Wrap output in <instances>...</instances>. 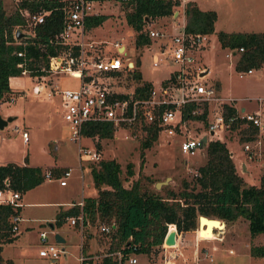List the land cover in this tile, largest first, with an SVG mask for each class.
I'll return each mask as SVG.
<instances>
[{"label":"rangeland","instance_id":"rangeland-1","mask_svg":"<svg viewBox=\"0 0 264 264\" xmlns=\"http://www.w3.org/2000/svg\"><path fill=\"white\" fill-rule=\"evenodd\" d=\"M201 1L206 3L204 6L209 10L223 2L222 0H197V2ZM230 1L234 2L235 0ZM2 2L7 11H12L15 8L16 0H2ZM255 2L256 0H249L241 4L243 9L261 8ZM182 7V0H179L172 15L148 19L149 27L167 28L171 22H179L178 17L181 18ZM109 9H105L101 13L106 16V19L100 25L86 31L85 40L99 43L96 47L104 51L111 47L110 43L122 42L125 45L127 59L138 60L141 78L150 82L152 89L166 84L168 76L176 69L172 61L166 59V57L169 58L167 54L168 46H170L169 39L150 38L149 45L134 48L132 41L135 33L126 24L120 13ZM174 13L175 15H173ZM245 17L238 18L239 22L237 20L236 25ZM246 19L248 20V18ZM144 25L146 24L144 23ZM25 30L30 31L31 29L26 28ZM233 30L237 31L238 29L234 28ZM225 54H228V57ZM237 57L238 54L230 49L220 48L215 34H210L201 50L195 54V63L191 68H188L189 76L192 77L198 69H208L205 75H201L203 77L199 81H203L206 85L212 84L218 97L225 101L230 100L231 105H236L238 110L243 106L245 112L256 109L264 112V64L257 69L252 68L254 70L252 73H240L242 71L234 69ZM153 58L157 60V65L152 64ZM51 80L61 89H76L78 86V80L67 75H57ZM214 82H218L220 88L215 86L218 84ZM9 84L15 93L11 95L12 101L8 99L2 101L0 116L5 118L8 112L11 114L8 116L15 115V118L0 128V161L26 162L28 165L40 167L43 171L56 168L59 172L60 170L63 172L70 168V173L66 177V186H60L58 183L62 172L58 176H54V173L50 172V179H44L39 185L20 194L19 201L22 208L20 209L21 219L18 220L19 223L17 221L18 239L1 246V259L5 264H45V261L37 254L40 247L38 233L44 230L48 233L47 242L54 243L58 248L64 250L65 258L62 260L64 264H79L77 257L80 246L84 249L83 252L98 254L100 249L109 247L110 236L99 233L100 223L98 222H89V225L82 230V237L79 235L77 226H68L66 218L58 227L52 223H54L56 213L72 200L78 202L82 197L95 196L96 190L88 166L91 162H78L76 152L78 143L70 140L68 125L62 119L59 98L57 96L51 99L45 98L48 85L42 83V89L38 92V82L35 77L30 76L29 71L15 75L9 80ZM118 86V90L128 91L134 87V83L121 81ZM257 99L263 100L260 105H258ZM215 106L214 103L207 104L206 117L208 121L212 117ZM201 123L196 120L186 121L185 135H197L206 130L207 127H203ZM142 126L127 127L118 131L110 139H98L97 137L85 139L82 137L79 144L88 149L95 148L102 159H113L118 162L121 167V177H124L122 184L125 188H128L132 181L138 180L142 186L163 197L166 189L164 186L176 192L181 188L183 179L192 181L197 168L206 160V143L203 147L195 149L192 154H183L178 150L179 140L177 138L157 134L156 140L148 147L142 148L140 143L146 137ZM23 129L28 131L26 140L21 136ZM228 129L229 127L218 134L219 140L225 142L239 171H241L242 163L246 166L247 172L241 171L240 173L244 184L257 185L260 169L254 160L257 158L264 160V135L252 134L249 136L251 139L244 140L247 136L246 133L239 132V130L233 132ZM245 143L250 146L248 151L243 148ZM96 144H99V147ZM128 163L132 165L133 171L130 177H126L124 174L125 165ZM167 177L169 179L166 184L159 187L154 186L156 182H161ZM199 216L203 215L196 216L197 229L195 228L194 231L196 240H201V242L192 246V243H196L193 240V233L183 234L181 238L179 237L178 241L184 244L182 248H179L181 251V256L178 259L179 264H264V257H251L244 252L252 245L264 244V234L256 235V237L249 236L246 220L239 217L233 222L223 221L224 230L218 236L223 239L220 242L211 239L212 234L207 235L199 232ZM208 218L216 219L213 216ZM49 223L53 225L52 229L48 226ZM189 231L191 230L183 232ZM54 234H58L63 242L55 243L52 239ZM227 242L232 244L233 254L227 253V247H229ZM178 245L180 246V244ZM194 252L199 258L196 261L193 259ZM204 252L206 256H204ZM208 254L212 256L211 262H209ZM163 255V250L158 246L152 249L148 255L138 254L137 264H161Z\"/></svg>","mask_w":264,"mask_h":264},{"label":"trees","instance_id":"trees-1","mask_svg":"<svg viewBox=\"0 0 264 264\" xmlns=\"http://www.w3.org/2000/svg\"><path fill=\"white\" fill-rule=\"evenodd\" d=\"M179 0H141L136 3L130 12L125 14L126 24L135 33L134 48H142L151 43L150 38L140 32L143 18L168 17L172 15ZM63 3L58 0H16L15 8L7 11L0 0V102L11 97L12 91L8 78L22 74L26 67L30 76L41 75L42 68L47 65L48 56L56 53L59 45L49 41L58 34L62 27ZM22 8L31 12L48 10L49 14L40 24L32 27V32L26 31L25 17ZM182 14L184 30L187 33L212 34L214 32L215 12L200 10L196 3L188 0L183 4ZM106 19L105 15L89 17L85 28L90 29L100 25ZM20 29L24 35L16 37ZM220 48L230 49L238 54L234 69L247 71L257 69L264 64V32H214ZM16 37V38H15ZM132 43V44H133ZM239 48L242 50L239 51ZM22 52V54H18ZM22 62L21 66L17 63ZM131 82L134 83L133 97L146 98L152 84L141 78L138 70V60L133 61ZM196 107L194 102L187 103L182 108L183 120H196L207 127V106H202L200 114L191 115L190 111ZM224 117L235 115L233 105H222ZM229 131L239 130L246 133L244 140L256 131L250 126L243 125L235 119L229 125ZM113 127L108 122L86 123L82 128V136L110 139ZM205 131V130H204ZM157 138L155 126L147 128L146 137L141 141V147H148ZM99 147V144H96ZM206 160L197 168L192 181H181V188L174 192L164 186L165 196L142 186L138 180L131 182L128 188L122 184L121 167L113 159H100L91 162L89 173L95 196L83 197L81 211L83 220L90 223H109L116 225L114 232L109 235L111 242L108 250L119 248L122 245L136 244V254H150L162 241L167 226L174 225L176 230H194L196 216H213L224 222H233L239 217L247 221V230L250 237L264 234V165L258 177L257 185H245L237 173L230 153L224 141L219 139L208 140L205 146ZM54 176L61 174L58 169L52 168ZM44 173L38 166L26 163H0V188L17 191L19 194L39 185L44 180ZM124 174L130 177L133 174L132 165L126 164ZM73 203V202H72ZM75 203V202H74ZM21 205L0 202V249L3 244L13 242L17 230L12 229L17 222L12 218L18 215ZM80 211L77 205L63 206L55 215L54 226L61 225L66 217L76 216ZM77 226V224H75ZM130 237V241L127 239ZM81 250H84L81 247ZM127 252V250H124ZM251 257H264V244L252 245L248 249ZM109 262L104 260V264ZM0 264H5L0 255Z\"/></svg>","mask_w":264,"mask_h":264},{"label":"built area","instance_id":"built-area-1","mask_svg":"<svg viewBox=\"0 0 264 264\" xmlns=\"http://www.w3.org/2000/svg\"><path fill=\"white\" fill-rule=\"evenodd\" d=\"M63 3V20L62 27L58 34L49 41L52 44L59 45L56 53L48 56L46 67L42 68L43 73L39 76L34 75L38 82L37 91L39 92L42 83L48 85L45 93L46 99L54 96L59 98L62 109V119L68 125L70 140L77 141V157L78 162H96L101 159V155L95 148L88 149L81 146L80 139L89 137L82 136V128L86 123L108 122L113 127V135L118 131L127 127L143 125L145 136L149 126H155L157 134L165 137H174L179 140L178 150L183 154H192L197 148L198 141L202 135H206L208 140L220 139L219 133L228 128L236 118L243 122L244 126H250L255 129L257 135H264V112L256 109L252 112H239L224 117L222 114V105H231V101H225L216 95V91L211 85H206L201 75L206 74L204 68L198 69L193 76H189L188 68L195 63V54L200 51L203 44L207 41V34L187 33L184 30L183 15L179 22H171L167 28H150L147 18H143L144 23L140 32L146 34L149 38L169 39L167 54L176 69L168 76V82L159 85L158 88H151L146 98H134L133 88L128 91L118 90V83L121 81H131V72L133 69V61L127 59L125 54V45L122 42L114 41L110 43L108 50L98 49L99 43L95 41L87 42L85 28L86 19L96 17L105 9L116 11L123 16L130 12L137 2L141 0H58ZM22 15L25 17L26 26L32 32L35 24H40L48 10H37L31 12L27 8H22ZM145 26V27H144ZM242 50L239 48V51ZM163 53V52H161ZM22 54V52H18ZM228 57V54H225ZM230 56V55H229ZM22 62L17 63L21 66ZM153 65H157V60L153 58ZM29 71L26 67L22 69V74ZM252 69L242 71L240 73H250ZM67 75L78 80L76 89H61L52 82V78L57 75ZM122 77V79H120ZM158 89L157 91H155ZM12 101V97L8 98ZM262 99H257L258 105L262 103ZM189 102H194L196 107L190 111L191 115L200 114L204 104L214 103V111L212 117L208 121L205 131H201L197 135H185L186 121L181 117L182 108ZM262 107V106H261ZM17 129V126H16ZM212 134H209V132ZM112 135V136H113ZM21 136L27 139V131L22 130ZM245 151L250 146L243 144ZM70 168L63 170L59 176V185H66V177L69 176ZM50 171H45L44 179H50ZM19 193L11 191L7 188H0V202L6 204L19 205ZM69 205H77L80 211L76 216L66 217L69 225L79 229V235L82 237V230L89 225L87 220H83L81 211L82 200L70 203ZM16 222L21 218L19 215L12 217ZM170 225V224H169ZM169 225L163 235L159 247L163 250V260L161 264H179L178 259L181 251L178 246L179 233L174 226V246H167L164 243V237L169 232ZM14 225L12 229H16ZM116 225L113 221L109 223H100L98 227L99 233L109 234L114 232ZM214 229V228H213ZM196 230V229H195ZM195 232V231H194ZM47 231H40L38 239L40 247L38 249V257L45 261V264H64L62 260L65 258V252L62 248H58L54 243L47 242ZM54 239V235L52 236ZM130 241V237L127 239ZM201 241V240H199ZM55 243H57L55 241ZM136 244L122 245L119 248L108 250L103 248L98 254L80 252L77 257L79 264H104V260L108 259L107 264H137V255L134 251ZM124 250H127L125 252ZM205 251V250H204ZM194 261L198 260V255L193 253ZM204 256L206 253L204 252ZM209 261H211V256ZM63 257V258H62Z\"/></svg>","mask_w":264,"mask_h":264},{"label":"crops","instance_id":"crops-1","mask_svg":"<svg viewBox=\"0 0 264 264\" xmlns=\"http://www.w3.org/2000/svg\"><path fill=\"white\" fill-rule=\"evenodd\" d=\"M186 1H188V0H182V4H184ZM192 1H194L196 3L197 7L200 10H209L207 7L204 6L206 4L204 1H201V2H197V0H192ZM222 1H223L222 2L223 6H222V4L221 5H218L217 4L216 6L213 7V9H210V10H213L215 12V15H216L215 22H214V25H213L214 32H216V31H224V32H264V0H256L255 3H257L261 8H257V9H254V10L251 9V8L250 9L249 8H244L243 9V5L241 3L242 2H248L249 0H241V1L240 0H237L236 1L235 0L234 2H231L230 0H222ZM240 6H242V7H240ZM173 15H175V13ZM245 16H247V17H245ZM232 17H234V18H232ZM243 17H245V18L240 23H238L236 25L238 18H243ZM178 18H179V20L181 19L180 17H178ZM246 18H248V20ZM238 22H239V20H238ZM234 28H236L238 30L235 31V30H233ZM214 32L212 34H214ZM206 71L208 72V69ZM253 71L254 70H252L250 73H252ZM13 77H15V76H13ZM11 78L12 77L8 78V84H9V80ZM164 79H166V78H164ZM214 83H217L218 85H215V86H217L218 88H220L218 82H214ZM12 93L14 94L15 92L12 91ZM1 104H2V102L0 103V105ZM233 106H234V108L236 110H238L237 107H236V105H233ZM238 111L239 112H241V111H244L245 112V107L241 106ZM6 115L8 116V115H11V114H9L7 112ZM8 117H10V116H8ZM12 118L14 119L15 118V115ZM23 130H26L27 131V129H23ZM27 137H28V134H27ZM230 157L232 159V155L231 154H230ZM0 163H6V162L0 161ZM233 163H234V161H233ZM254 163L259 165V169H260L259 175H260L262 173V167L264 165V160H262V158H257V159L254 160ZM234 165H235V163H234ZM235 168H237L236 165H235ZM236 170H237V173L239 175H240L241 171L242 172H247L246 171V166L243 163L241 164V171H239L238 168ZM259 175H258V177H259ZM64 186H66V185H64ZM19 198H20V194H19V197H18V201H19ZM72 202L74 203L75 201L72 200L70 203H72ZM19 203H20V201H19ZM21 208H22V205H21ZM18 215L20 217V210L18 212ZM18 223H19V221H18ZM18 223H17V226H18ZM246 223H247V221H246ZM67 224H68V222H67ZM68 226L73 227V226H71L69 224H68ZM172 226L174 227V225H172ZM16 230H17V227H16ZM178 233H179V237L180 238L182 237L183 234L184 235H187V234H190V233L192 234L193 233L194 234L193 235V240L196 243H192V246L193 245H197V242H201L199 240H196V236H195L194 230H191L189 232L179 231ZM211 237H212L211 239H213V240L216 239V238H214V235L211 236ZM17 239H18V236H17V238L15 240H17ZM216 240H219V241L221 240L222 241L223 239L221 237V238H217ZM178 244H180V246L179 245L178 246L181 247V248H182V246H184V244L181 241H178ZM227 244L229 246V247H227V253H232L233 254L234 250L232 248L233 247L232 244L229 243V242H227ZM211 252H216V251H211ZM244 252H245L246 255H249L248 250H245ZM211 261H212V256H211ZM211 261H209V262H211Z\"/></svg>","mask_w":264,"mask_h":264},{"label":"water","instance_id":"water-1","mask_svg":"<svg viewBox=\"0 0 264 264\" xmlns=\"http://www.w3.org/2000/svg\"><path fill=\"white\" fill-rule=\"evenodd\" d=\"M21 35H24V33L20 30L17 29L16 31V37H19ZM15 37V38H16ZM13 118L12 117H8L6 116L5 118L0 116V128H3L9 121H11ZM209 134H212V132L210 131ZM206 135H202L198 141V145L197 148H201L205 145L206 143ZM167 179H169V177H167L165 180L161 181V182H156L154 184L155 187H159L162 184H166ZM200 218H203V216H199L198 220ZM263 218H264V214H263ZM48 226L52 229L53 225L51 223L48 224ZM54 239L57 243H61L63 242V239L58 235V234H54ZM174 242V231H169L166 233L165 237H164V243H173Z\"/></svg>","mask_w":264,"mask_h":264},{"label":"bare ground","instance_id":"bare-ground-1","mask_svg":"<svg viewBox=\"0 0 264 264\" xmlns=\"http://www.w3.org/2000/svg\"><path fill=\"white\" fill-rule=\"evenodd\" d=\"M172 226V225H171ZM169 227V231H174V227ZM224 227V224L219 221L218 219H210L208 217H203L198 220V230L199 232H202V234L213 236V228L221 229ZM175 242L173 243H165L167 246H173Z\"/></svg>","mask_w":264,"mask_h":264},{"label":"flooded vegetation","instance_id":"flooded-vegetation-1","mask_svg":"<svg viewBox=\"0 0 264 264\" xmlns=\"http://www.w3.org/2000/svg\"><path fill=\"white\" fill-rule=\"evenodd\" d=\"M223 224H224V222H223V220H220ZM223 230H224V227L223 228H221V229H217V228H214L213 229V235H214V238H218V236H219V233H222L223 232ZM216 239H214V240H216Z\"/></svg>","mask_w":264,"mask_h":264}]
</instances>
